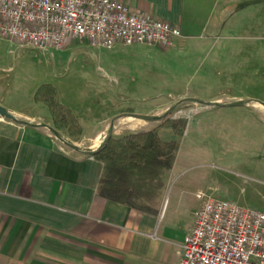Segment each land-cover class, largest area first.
Segmentation results:
<instances>
[{"label": "crops", "instance_id": "1", "mask_svg": "<svg viewBox=\"0 0 264 264\" xmlns=\"http://www.w3.org/2000/svg\"><path fill=\"white\" fill-rule=\"evenodd\" d=\"M119 1L176 25L180 35L169 48L144 43H117L107 48L79 41L65 47L72 44V48L90 49L92 53L95 48L131 53L126 57L130 63L123 79L106 74L117 86L147 85L158 77L179 86L168 102L150 105L143 112L89 117L87 125L74 107L63 104L81 122L82 140L89 141L71 142L77 146L74 149L67 141L72 138L54 129L49 107L36 100L39 84L25 98L14 97L12 82L0 75V106L12 116L0 114V264H178L194 217L183 229L176 228L175 219L166 218L169 198L164 196V176L172 170L177 152L171 168L161 176L163 186L156 194L155 206L137 209L98 193L104 163L85 151L96 149L104 141L109 127L113 128L114 116H121L129 129L149 130L154 127L147 125L152 119L135 115L159 116L186 100L193 106L176 109V115L181 113L186 119L184 135L200 106L208 111H226L229 152H214L213 160L222 167L228 164L229 170L247 182L251 194L262 191L264 96L235 92L200 97L188 84L204 85L225 75L235 78L239 66L245 67L240 78L264 79V0ZM0 40L23 46L2 37ZM238 48L254 53L255 59L250 54L245 64L233 61L231 56ZM258 67L261 69L255 71ZM141 78H145L143 82ZM239 194L230 195V201L264 211L256 197Z\"/></svg>", "mask_w": 264, "mask_h": 264}, {"label": "rangeland", "instance_id": "2", "mask_svg": "<svg viewBox=\"0 0 264 264\" xmlns=\"http://www.w3.org/2000/svg\"><path fill=\"white\" fill-rule=\"evenodd\" d=\"M14 44L18 43L14 42ZM70 45L60 49L42 50L25 45L12 46L0 40V75L12 82L14 97L25 98L36 84H39L37 89L42 84H49L54 91L51 88H42L38 100L43 101L49 109L56 103L72 106L80 120L86 124L89 117L100 119L112 112H143L150 105L168 102L172 99L174 88L179 86V83L170 85L161 77L147 85L146 83L140 85L122 83L121 86H117V82L109 80V76L116 75L121 78L123 71L130 63L126 57L132 55L131 53L107 48H95L92 53L90 49L72 48ZM250 54L238 48L231 59L245 64L243 62L249 59ZM250 56L252 59L256 57L254 53ZM135 64L140 65V63ZM255 67L256 65L252 66L253 69ZM260 69L261 67H258L255 71ZM244 72L245 67L239 66L235 78H228V75H225L211 79L204 85L193 83L188 86L200 97L215 94L231 95L235 92H249L264 96V79L255 81L257 79L252 77L246 81L243 79L246 77L240 78ZM144 79L141 78L142 82ZM261 81L263 83H260ZM117 87L120 89L115 92ZM204 102L209 101L204 100ZM187 103L188 101L184 100L170 106V118H179L178 116L183 118L181 113L176 115V109H184L187 105L193 106ZM70 111L73 114L72 110ZM165 112L160 113L159 116ZM111 118H113V128L109 135L111 138H120L140 130L127 128L129 124L121 120L123 119L121 116ZM228 119L229 114L226 111H208L200 106L189 119L184 135H182L184 131L180 136L175 135L171 128L159 119L149 120L147 124L157 128L162 140L178 141L175 164L164 176L167 184L164 196L169 198L166 218L175 219L177 229H183L194 217V208L200 204V199L196 197L198 192L212 198L230 200V195L239 194L243 188L245 191L239 194L240 196L251 199L256 197L259 204L264 206L263 185L260 186L262 191L255 196L250 193L251 189L247 182L245 183L241 176L228 169V164H223L224 167H222L213 160L214 152L219 150L227 154L229 152ZM54 129L61 136H70L72 139L67 140L70 143L82 140L84 134L81 132V122L62 110L56 113ZM107 135L106 133V137ZM82 141L83 144L89 143V141ZM155 187L154 182L141 184L133 198L135 203L145 209L155 206L156 195H153L156 192Z\"/></svg>", "mask_w": 264, "mask_h": 264}, {"label": "built area", "instance_id": "3", "mask_svg": "<svg viewBox=\"0 0 264 264\" xmlns=\"http://www.w3.org/2000/svg\"><path fill=\"white\" fill-rule=\"evenodd\" d=\"M180 30L119 0H0V37L39 49L71 41L95 47L169 48ZM178 264H264V211L202 192Z\"/></svg>", "mask_w": 264, "mask_h": 264}, {"label": "trees", "instance_id": "4", "mask_svg": "<svg viewBox=\"0 0 264 264\" xmlns=\"http://www.w3.org/2000/svg\"><path fill=\"white\" fill-rule=\"evenodd\" d=\"M42 88H51L54 91L49 84H42L35 93L36 100ZM50 110L53 118L59 110L74 117L71 111L60 103L50 107ZM170 113L171 108L156 119L162 120L175 135L180 136L186 127V119L170 118ZM177 149L178 141L162 140L157 128H153L131 132L120 138L107 137L95 150H86L85 153L104 163L98 189L100 196L145 210L133 200L137 188L141 187V184L154 182L155 196L163 186L161 176L165 170L171 168Z\"/></svg>", "mask_w": 264, "mask_h": 264}, {"label": "water", "instance_id": "5", "mask_svg": "<svg viewBox=\"0 0 264 264\" xmlns=\"http://www.w3.org/2000/svg\"><path fill=\"white\" fill-rule=\"evenodd\" d=\"M0 114L1 115H5V116H7V117H12L3 107H1L0 106ZM136 117H138V118H141V119H156L158 116H147V115H139V114H137V115H135ZM111 131H112V127H109V129H108V135H107V137H109V135L111 134ZM106 137V138H107ZM105 138V139H106ZM69 145L71 146V147H73L74 149H77V146L75 145V144H73V143H69ZM87 150H92V149H87ZM95 150V149H94Z\"/></svg>", "mask_w": 264, "mask_h": 264}]
</instances>
